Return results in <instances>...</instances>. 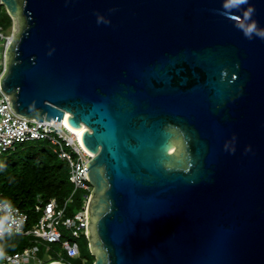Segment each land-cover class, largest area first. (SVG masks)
Listing matches in <instances>:
<instances>
[{
    "label": "water",
    "instance_id": "obj_1",
    "mask_svg": "<svg viewBox=\"0 0 264 264\" xmlns=\"http://www.w3.org/2000/svg\"><path fill=\"white\" fill-rule=\"evenodd\" d=\"M223 3L0 0L14 111L86 127L94 264H264V38Z\"/></svg>",
    "mask_w": 264,
    "mask_h": 264
},
{
    "label": "built area",
    "instance_id": "obj_2",
    "mask_svg": "<svg viewBox=\"0 0 264 264\" xmlns=\"http://www.w3.org/2000/svg\"><path fill=\"white\" fill-rule=\"evenodd\" d=\"M13 32L14 25L10 32L0 25V81L7 69V52L14 39ZM10 103V96L0 86V155L12 152L20 145L45 141L59 159L69 164V180L73 191L63 204L56 199L35 204V213L40 216L34 222L20 208L0 201V264L62 262L61 255H50V247L44 248L50 244L58 245L64 256L76 258L80 255L76 240L82 236L88 237L87 210L92 185L87 179L85 165L94 155L83 145V135L79 137L63 123L64 119L61 122L30 119L16 113ZM78 193L82 206L70 212L69 207L75 202ZM13 236L30 238L31 244L17 252H7L3 245Z\"/></svg>",
    "mask_w": 264,
    "mask_h": 264
},
{
    "label": "trees",
    "instance_id": "obj_3",
    "mask_svg": "<svg viewBox=\"0 0 264 264\" xmlns=\"http://www.w3.org/2000/svg\"><path fill=\"white\" fill-rule=\"evenodd\" d=\"M0 25L7 32L13 26V20L4 7L0 8ZM69 175V164L59 159L49 143L35 141L20 145L8 155H0V201L20 208L34 222L40 216L35 213V204L51 199L63 204L71 195L73 185ZM81 206L78 193L69 211ZM30 244V238L13 236L5 241L3 248L7 252H17ZM94 262L95 257L90 254L88 264Z\"/></svg>",
    "mask_w": 264,
    "mask_h": 264
},
{
    "label": "clouds",
    "instance_id": "obj_4",
    "mask_svg": "<svg viewBox=\"0 0 264 264\" xmlns=\"http://www.w3.org/2000/svg\"><path fill=\"white\" fill-rule=\"evenodd\" d=\"M248 0H224L222 4V14L227 18L235 17L237 23L235 26L243 32L244 36L248 39H252L253 35L264 38V30H259L254 21H252V13L255 9L249 6L247 10L240 16L235 14L243 5L247 4Z\"/></svg>",
    "mask_w": 264,
    "mask_h": 264
},
{
    "label": "rangeland",
    "instance_id": "obj_5",
    "mask_svg": "<svg viewBox=\"0 0 264 264\" xmlns=\"http://www.w3.org/2000/svg\"><path fill=\"white\" fill-rule=\"evenodd\" d=\"M5 155H8V153H6ZM66 238L70 241H73L72 238H70L69 236H66ZM76 241L80 247V255L76 258H68L64 256L65 254L62 252L61 248L58 245H46L44 248L46 249L47 247H50L51 249V251L49 252L50 255L55 256L56 253L61 255L62 262L65 264H88L90 259V254L93 256L90 250L88 239L86 240L84 236H82L80 239H77Z\"/></svg>",
    "mask_w": 264,
    "mask_h": 264
},
{
    "label": "bare ground",
    "instance_id": "obj_6",
    "mask_svg": "<svg viewBox=\"0 0 264 264\" xmlns=\"http://www.w3.org/2000/svg\"><path fill=\"white\" fill-rule=\"evenodd\" d=\"M68 117L69 115L67 114L66 117H64L63 123L66 124L67 126H69L76 134H78L79 137H81V135H83L85 128L83 126H81L80 128H74L72 126L69 125L68 123Z\"/></svg>",
    "mask_w": 264,
    "mask_h": 264
}]
</instances>
